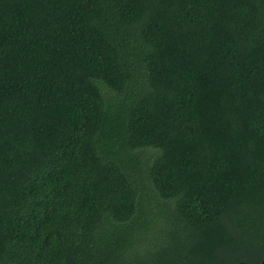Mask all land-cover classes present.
Returning a JSON list of instances; mask_svg holds the SVG:
<instances>
[{
    "label": "trees",
    "instance_id": "obj_1",
    "mask_svg": "<svg viewBox=\"0 0 264 264\" xmlns=\"http://www.w3.org/2000/svg\"><path fill=\"white\" fill-rule=\"evenodd\" d=\"M264 0H0V264H262Z\"/></svg>",
    "mask_w": 264,
    "mask_h": 264
},
{
    "label": "water",
    "instance_id": "obj_2",
    "mask_svg": "<svg viewBox=\"0 0 264 264\" xmlns=\"http://www.w3.org/2000/svg\"><path fill=\"white\" fill-rule=\"evenodd\" d=\"M238 264H246V263H244V262H241V263H238ZM262 264H264V261H263V263Z\"/></svg>",
    "mask_w": 264,
    "mask_h": 264
}]
</instances>
